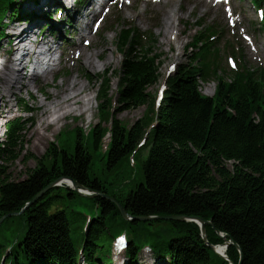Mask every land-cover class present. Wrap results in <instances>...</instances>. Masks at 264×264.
I'll use <instances>...</instances> for the list:
<instances>
[{
    "label": "trees",
    "instance_id": "1",
    "mask_svg": "<svg viewBox=\"0 0 264 264\" xmlns=\"http://www.w3.org/2000/svg\"><path fill=\"white\" fill-rule=\"evenodd\" d=\"M27 15L11 0H0V36L6 18ZM201 26L186 47L188 61L167 78L156 109L150 88L163 78V55L157 52L156 39H143L137 28L123 24L116 41L124 56L117 71V103L129 109L146 106L144 115L131 126L115 119L109 69L97 77L88 74L90 81L101 82L99 122L88 133L73 128V150L51 142L40 157L24 155L26 161L37 159V165L18 180L9 165L21 157L24 131L33 121L7 120L6 138L0 142V218L20 211L56 179L71 177L114 197L134 217L175 214L211 220L214 227L206 223L210 243L233 239L240 247L228 245L226 253L234 264H264V69L230 76L219 72L211 59L213 44L203 37L212 28ZM213 80L215 94H203L201 82ZM108 134L109 150L103 155L100 149ZM139 173L144 182L124 192ZM76 196L81 195L63 183L29 205L22 214L25 236L8 253L0 248V264H80L81 249L87 264H112V241L122 231L130 238L128 264L139 260L147 244L154 255L169 257L168 264H231L206 243L195 221L126 220L116 203L98 196L88 223V215L73 205ZM215 228L229 237H220Z\"/></svg>",
    "mask_w": 264,
    "mask_h": 264
},
{
    "label": "rangeland",
    "instance_id": "2",
    "mask_svg": "<svg viewBox=\"0 0 264 264\" xmlns=\"http://www.w3.org/2000/svg\"><path fill=\"white\" fill-rule=\"evenodd\" d=\"M68 1V0H66ZM45 0L42 3L41 10L40 11H47L51 13L56 14L57 5L55 7L44 4ZM164 2V1H163ZM235 13L240 14L242 17V22L240 24L241 27H244L248 30L249 33H254L255 38L258 41V53H254L249 49L246 45V42L243 40V44L245 46L243 50V63L250 68H258V67H264V27L263 23L260 22L259 17L256 14L255 9L252 7L250 2L248 0H233L232 2ZM165 7V9L170 10H178V17L173 18V23L170 24V26L165 29H160L159 26L162 23L163 20V14L162 10L160 9L161 6ZM264 6V4L262 5ZM71 6L68 5V9L65 10L63 21H65L69 16L73 15V11L76 9L70 8ZM208 9V10H207ZM85 10V9H83ZM117 13V11H115ZM119 14H116L115 16H112L110 18V23L108 24V29L106 32L102 33L101 35H97L93 38V42L91 47L87 48L86 51H99L103 52L101 55V60L110 58L111 62L108 63L107 67L105 68H98L96 70L90 69L88 65H86V62L84 60V57L82 56V62L74 63L73 61L69 62L72 67H77L78 70L75 69L73 72H70L66 76H60L56 77L51 75L52 72L49 74V76H46L42 79L43 83L45 84L44 88V94H49L50 99L45 98L44 94H41L38 92V87L35 85V83L32 81V79L29 80V84L22 88V89H15L16 91V97L13 99H10L8 96L7 99L10 100V103L13 105V111L12 112H6L5 120L11 119L13 117H20L23 120L25 119H32V123H29L26 126V130L24 131L25 135V144L22 147L23 153L21 157L11 163L9 165L10 171L12 173L13 179L18 180L21 178H25L27 175V171L29 168H34L37 165V159L31 158L29 161L25 160V156H32L34 154L35 156H42L45 154L47 148L49 147L51 142L58 143L62 148L64 149H70L73 150L75 148L76 144V136L77 132L73 130V128L76 127H82L86 133H88L91 128L100 120V111L98 107L99 100L96 98L98 91L101 89V82L99 81H89L85 79L86 73L89 72L91 75L97 76L102 75L105 73V70L109 69V72L111 74L108 75V77L112 78L111 83V95L113 99L115 100V108L113 109V117L115 119H120L123 122L127 123L129 126H131L134 122H136L139 118H141L146 110V106H141L139 108L135 109H129L123 105H119L117 103L118 99V82L119 79L117 78V71L121 67V62L124 59V56L117 50L116 48V41H117V34L121 29V24L117 27H113L115 23L119 20L118 18ZM59 17V15H58ZM122 18L124 20L122 21H128L138 27H140L143 31L148 30L149 28L155 26V28L152 29L153 37L156 39L155 46L157 48V52L162 53L163 57V66H162V73L163 78L160 85L167 80L166 73L168 71V67L176 63L177 65L182 64L184 62H187L189 59L190 53L186 50V44L192 40V37L195 33H197V30L200 29L197 22L205 21V23H210L213 20H218L219 23L226 25L227 24V17L224 13V10L222 7H214L209 6L207 8L203 7L202 5H196L193 2H189L188 0H176V2L171 1L168 4L165 3H158L154 0H136L134 5L131 7L126 6V9L124 10V13H122ZM52 21L56 24H60V22H56L55 19H52ZM120 21V22H122ZM6 24H10L9 19H5ZM26 22L22 23L25 24ZM29 24V22L27 23ZM176 25V29L171 28L172 25ZM75 25V24H74ZM114 29H113V28ZM113 30H112V29ZM232 35L234 33L233 30L230 29L229 26L226 27V30ZM72 30H75L72 28ZM70 31V30H69ZM69 39V37H66ZM4 43H6V40H4ZM80 46L83 47V42L80 43ZM57 52L56 55L60 58V47L57 42ZM4 53V46L0 47V54ZM224 52L221 53V56L224 57ZM57 58V60L59 59ZM222 66L225 68L227 65L229 66L227 62V58L223 59L221 61ZM84 67L82 68V66ZM229 68H231L229 66ZM41 70H39L40 72ZM35 72L36 74L40 75V73ZM81 72L84 75L83 81L87 84H89V88L86 91V93H90V96L92 97V110L91 115L88 117V115L82 114H72L67 116L63 121L62 124L59 125V127L55 130V132L52 133L54 126L50 125L47 130L45 131L48 136L42 140L40 143L36 142V137L39 135L37 133L38 128L40 127V119L43 117L48 116V113H44L45 106L41 105V100H43L45 103L49 100L53 99L55 97L54 93L58 92L59 96L60 93L63 92L66 87L69 80L74 77L77 73ZM28 79H25L24 82L27 83ZM64 81V82H63ZM53 82V83H51ZM49 83V85H48ZM214 83L216 86L215 82ZM211 83H203L201 91L208 96H213L215 94V87H213V93L207 94L206 91L210 89ZM156 85L154 87L150 88V92L154 93V95H157L158 88L160 85ZM19 98L22 99V101H19ZM24 104L28 105L31 108H34L31 112H24L23 106ZM3 109V108H2ZM106 125L110 126V123H106ZM45 127V125H44ZM41 132H43V129H41ZM0 133L2 131L0 130ZM4 136H0V139L3 140ZM110 140V135H108L104 140V149L107 146L108 142ZM20 148V147H19ZM21 149V148H20ZM103 149V151H104ZM232 162H229V165L231 166ZM145 177L142 174H137L135 177H133L130 182L127 184V186L124 189V192H129L131 189L137 188L139 183L144 182ZM73 200V205H76L79 207L78 210L83 211L85 214L87 213H93L96 211L95 201L93 197H87V196H76L74 198H71ZM88 215V214H87ZM89 216V215H88ZM91 217V216H90ZM92 220V217H91ZM27 230V223H26V215L17 214L8 217L4 222L0 224V248H3L5 252H7L15 242H18L19 240H22L25 236ZM153 254L145 252L142 257H149L152 259ZM119 261V260H118ZM156 262L158 263H169V257H166L165 259L160 258ZM155 261H148L149 263H156ZM115 264H123V261L121 259L120 262H116Z\"/></svg>",
    "mask_w": 264,
    "mask_h": 264
},
{
    "label": "bare ground",
    "instance_id": "3",
    "mask_svg": "<svg viewBox=\"0 0 264 264\" xmlns=\"http://www.w3.org/2000/svg\"><path fill=\"white\" fill-rule=\"evenodd\" d=\"M44 0H39V2H31V3H25L23 5L25 11H35V10H41L42 3ZM94 4V1L96 0H89ZM171 1L176 2V0H164L165 4L170 3ZM200 2V1H198ZM44 4H46L44 2ZM161 6V5H159ZM204 6H206L204 4ZM160 9L162 10V14H163V20L161 25L159 26L160 29H167L170 24L173 23V18L178 17V10H174V9H170L167 10L165 9V7H160ZM21 13H24L23 10H20ZM95 7L93 6L92 10H91V16L95 15ZM80 14H82V12H75V22H77L78 18H81ZM97 18H99V15H96ZM6 27H10L13 29H17L18 27H21L20 32L18 31H14V32H5L1 38H0V42H1V47L4 46V50H6V52H15L13 54V56L11 55V60L13 62L12 66L5 63L3 61V59H0V94L2 95L1 98L3 100V109L2 112L6 113V112H12L13 111V105L10 103V100L6 98L7 95V84L9 82V76L10 73L12 71V67L14 69H16L18 67V63L17 60H19V57L21 59V56H17L18 51L20 50H25L28 53H31L33 50H35V46H32V41L29 39V36H25L24 34H26L27 32H29L31 30L32 27H30L29 24L25 23L22 25H18L17 23H13L11 25L6 24ZM89 28V23H86L85 26L82 27V29H88ZM171 28L176 29V25L174 24V26L172 25ZM75 30L78 29V27L74 28ZM78 34H84V32L82 31H78ZM49 35V33H47ZM4 40H6V43H4ZM40 40V37H39ZM43 43H46L48 45V49L51 55H54L55 52V44L54 42H56L54 40V38H45L42 40ZM41 46H38V48H40ZM8 52V53H9ZM84 53V60L86 62V65H88V67L90 69L96 70L98 68H105L107 67L108 63L111 62L110 58L107 59H103L101 60V55L103 52H99V51H83ZM31 54H36L31 53ZM3 56V53L0 54V57ZM54 60V57H52ZM38 59V56H37ZM24 62V61H22ZM82 60H79V63H81ZM30 62L26 61V64H23L24 67L25 66H31V65H36L37 61L36 60H32V62L29 64ZM84 67V65L82 66V68ZM37 68V66H35L33 68V71L31 73L35 74V69ZM23 70V68H22ZM50 70L48 68L43 69V73L46 76H49L50 74ZM89 74V72H87ZM31 76H26V78L28 79ZM31 78L28 79L27 83L24 82L23 85L24 87H26L29 84V80ZM84 79V75L79 72L77 73L74 77H72L69 82L67 83L66 87H64L65 89L63 90L62 93L55 92L54 95L55 97L51 100H49L48 102H44L43 100H41V105L45 106V111L44 113H48L49 115L46 117H43L42 119H40V127L38 128V132L39 135L36 137V142L40 143L42 140H44L48 134L45 133V131L47 130V128L50 125L54 126V129L52 131L55 132V130L59 127L60 124H62V121L69 115L72 114H78V115H88V117H90L91 115V110H92V97L90 96V93H86V91L89 88V84L85 83L83 81ZM85 79L88 80V77L85 76ZM64 82V81H63ZM213 87H215L214 83L210 84V89H208L206 91L207 94H212L213 93ZM46 98L50 99V95L47 94ZM96 98H98L96 96ZM45 125V127H44ZM41 129H43V132H41ZM103 151V149H102ZM105 151V150H104ZM103 151V152H104ZM71 178V177H70ZM66 185L68 186H73L72 182L67 180ZM215 250H217V252L219 254H224L227 251V244H221V245H213ZM84 258V256H83ZM143 258H149V257H143ZM121 260L117 261L120 262ZM149 262L151 261V259L148 260Z\"/></svg>",
    "mask_w": 264,
    "mask_h": 264
},
{
    "label": "water",
    "instance_id": "4",
    "mask_svg": "<svg viewBox=\"0 0 264 264\" xmlns=\"http://www.w3.org/2000/svg\"><path fill=\"white\" fill-rule=\"evenodd\" d=\"M67 180L72 182V184H73L72 188L75 191H77L81 196H87V197L102 196V197L108 198L111 201H113L114 203H116L118 205L123 217L126 220L148 221V220H152V219H159V220L195 221V222H197L200 225V227H201V235L203 236V238L206 241V243L209 246H211L212 248H214L213 244L208 241V236H207V231H206V223L214 227V224L212 223L211 220L206 221L204 218L199 217V216H187V215H175V214L159 215V216H157V215L135 216L134 217V216H131L128 213V211L126 210V208L120 202H118L114 197H112V196H110V195H108L106 193L99 192V191H94V192L90 193L89 189L87 187H85L84 185L80 184L78 181L73 180L70 177H61V178H58L55 181L51 182L45 189H43L40 193H38V195H36L31 202H28L20 211L9 213V214L4 215L3 217H1L0 218V224L6 218H8L10 216L17 215V214H23L29 205H31V204L35 203L36 201L40 200L46 194L47 191L52 189L54 186H56L58 184H61L62 182L67 183ZM215 231H216V233H218L220 235V237H223V238H228L229 237V235L221 233L216 228H215ZM229 242L232 243V244H235L240 249L238 244L233 239H230ZM215 251H217V250H215ZM239 264H241V261L239 262Z\"/></svg>",
    "mask_w": 264,
    "mask_h": 264
}]
</instances>
